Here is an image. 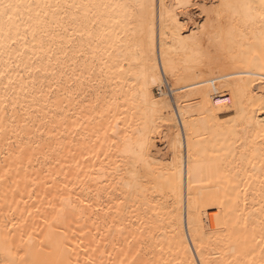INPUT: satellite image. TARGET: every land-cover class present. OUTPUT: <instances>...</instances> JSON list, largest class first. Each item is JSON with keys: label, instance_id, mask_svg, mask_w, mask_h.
I'll return each instance as SVG.
<instances>
[{"label": "bare ground", "instance_id": "bare-ground-1", "mask_svg": "<svg viewBox=\"0 0 264 264\" xmlns=\"http://www.w3.org/2000/svg\"><path fill=\"white\" fill-rule=\"evenodd\" d=\"M104 2L151 6L137 10L133 21L142 25L141 46L122 51L126 71L112 73L114 82H77L69 95L71 70L85 69L87 59L74 47L47 109L39 96L21 101L37 107V115L24 128L18 108L15 122L0 131V264H75L77 256L79 264L85 257L95 264H188L201 252L211 264H260L264 22L256 13L262 0ZM242 4L255 7L252 18L243 8L222 7ZM16 62L14 71L27 81L29 61ZM32 75L56 86L51 77ZM140 132L151 140L141 165L154 177L146 191L126 187L132 158L125 146ZM68 198L73 208L62 212ZM65 245L75 252L66 253Z\"/></svg>", "mask_w": 264, "mask_h": 264}, {"label": "snow or ice", "instance_id": "snow-or-ice-1", "mask_svg": "<svg viewBox=\"0 0 264 264\" xmlns=\"http://www.w3.org/2000/svg\"><path fill=\"white\" fill-rule=\"evenodd\" d=\"M150 7V5L144 4L108 3L104 0H63V2L55 0L52 3L46 2V0L38 3L25 2V0H0V58H3V67L0 68V131H6L8 124L15 122L18 108L23 109L21 117L24 128H27L33 116L37 115V107L21 104V101L31 99L35 102L36 97L39 96L42 98L44 108L47 109L48 103L53 101L50 93L61 87V80L67 75L65 69L68 68L69 53L78 45L81 47L76 55L87 58L85 61L86 70L77 71L75 68L71 70L73 75L69 76L68 94H71V85L77 82L88 81L89 84L95 82L101 85L106 80L114 82L117 77L112 73L126 71L119 63L124 60L122 51L131 50L133 47L139 49L141 46L139 37L143 35L142 25L133 22L138 15L137 10ZM222 7L243 8L249 19L252 18V12L255 11L252 4L224 5ZM256 14L264 22V0L261 2L260 11ZM109 24L120 27L119 29L108 27ZM261 28L264 30V23ZM150 35L151 33H149V37ZM262 35H264V31H262ZM29 37L31 46H29ZM76 37H86L87 40L77 41ZM18 41H22L20 47L13 49L11 45L17 44ZM100 41L105 42L103 46L99 43ZM84 46L89 49L88 52L83 50ZM13 53L16 60L23 57L29 61V65L26 66L27 81L20 72L14 71L20 67V64L13 60ZM150 55L149 52V57ZM112 61H116V63L113 64ZM72 63L75 64L76 61L73 60ZM97 71L99 72L98 77L95 75ZM33 72L53 78L56 86L52 87L47 80L33 76ZM37 84H39L38 89ZM9 110H11V116ZM47 114L45 112V115ZM41 122L43 123V121ZM79 126L77 125V127ZM138 135L139 140L135 144L128 141L125 146L124 154L132 158L128 165L130 168L128 175L131 179L126 183V187L146 191L145 185H148L154 177L145 173L141 165L145 162L151 140L143 132ZM175 147L179 151L181 147L179 137L176 138ZM189 153H191V146H189ZM147 167L151 168L150 165ZM191 182L190 171L189 183L191 184ZM71 208H73L71 198H68L66 208L61 211L65 212ZM96 211H100V209L97 208ZM261 224V230L264 232V221H261ZM261 239L264 240V235ZM64 248L68 254L75 252V249L68 248L67 245ZM199 250L200 246L198 245L197 251ZM5 252L6 255H11V250L7 247ZM211 260V256L206 258L205 254L201 252L199 259L193 258L188 264H211ZM85 261L86 264H95L89 257H85ZM2 264H16V261L5 260ZM57 264H73V261L61 259ZM75 264H79L78 256ZM100 264H103V261ZM116 264H124V260H120ZM215 264H224V262L217 259ZM227 264H232V262L228 261ZM237 264H243V262L238 261ZM260 264H264V259Z\"/></svg>", "mask_w": 264, "mask_h": 264}, {"label": "rangeland", "instance_id": "rangeland-1", "mask_svg": "<svg viewBox=\"0 0 264 264\" xmlns=\"http://www.w3.org/2000/svg\"><path fill=\"white\" fill-rule=\"evenodd\" d=\"M191 13H193V17H194L195 20H197L198 22L202 21L201 18L199 17V11L198 10L196 11V9H193Z\"/></svg>", "mask_w": 264, "mask_h": 264}]
</instances>
